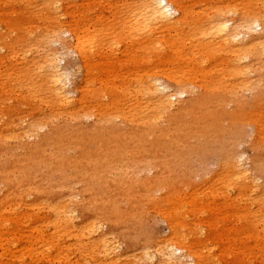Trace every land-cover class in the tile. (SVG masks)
<instances>
[{
    "label": "bare ground",
    "instance_id": "1",
    "mask_svg": "<svg viewBox=\"0 0 264 264\" xmlns=\"http://www.w3.org/2000/svg\"><path fill=\"white\" fill-rule=\"evenodd\" d=\"M139 3L121 22L122 32L130 34L127 36L131 39V53H138L139 59L138 56L130 58L129 54L119 63L101 55L105 47L103 38L107 34L117 37L118 28L108 31L96 28V37L102 30L99 34L103 38L95 39L93 33L90 36L94 40L89 38L90 41L84 37L88 31L83 36L76 30L64 31L70 39L62 34L41 40L37 47L42 48L41 52L25 58L22 64L0 59V186L4 187L0 209L4 207L2 210L16 214L12 222L18 228L39 224L31 229L30 235L24 236L31 261L42 255L41 251L38 253V244H41L44 248L57 247L63 253L73 247L79 256L97 254L103 264H127L123 263L113 234L103 233L106 226L118 227L123 212L118 210L119 217L111 220L110 215L98 210L87 217L83 227L76 221L78 208L74 203L78 198L73 201L75 191L70 180H79V160L91 164L93 157L85 154L88 144L99 143L100 151L105 146L103 154L111 160L103 165L95 164L102 163L96 161L94 166L85 168L94 173L107 170L109 163L126 165L132 159L126 160L123 155L139 150L135 152L138 156L132 160L133 164L153 177L150 180L146 177L144 181L141 178L129 187L138 189L135 194L141 200H146L151 193L169 189L165 199L169 202L176 200L172 197H178L176 187L180 182L171 185L168 177L171 167L172 171L183 172L187 158L193 153H204L210 145L218 143L224 160L215 179L220 178L224 183L225 195L228 194L226 205L240 209L246 215L241 218L243 224L246 225L247 217L250 226L254 225L257 208H264V184L260 185L261 180L246 168L242 157L238 162L231 161L235 159L232 155L236 145L232 138L239 136L244 126L255 128L258 142L264 140V118L243 111L249 102L244 98L246 92L258 93L250 103H255V107L264 106V9L257 11L250 0H142ZM257 32L260 34L255 35ZM52 44L61 46L62 51L53 50ZM71 53L79 56L84 73V87L78 91L77 98L70 91L72 75L61 65L65 62L64 55ZM16 66H20L17 73H10ZM124 68L129 70L127 77L119 74ZM194 71L204 80V85L192 81L190 73ZM160 72L171 84L161 83ZM211 77L215 80L209 82ZM185 98L193 101L188 104ZM27 109L35 118L26 116ZM86 120L92 121L93 130L83 125ZM143 143H149L146 159L141 156ZM158 144L172 157H168L167 163H159V171L148 161ZM120 156H123L121 162L115 159ZM257 169L254 165V173ZM213 180L201 193L205 197L196 190L191 196L206 205L214 203ZM95 182L104 188L109 185L102 178ZM45 183L54 184L73 202L47 205L41 188ZM33 193L42 195L32 204L25 203ZM33 208L38 212L47 210L49 214L32 221ZM261 215L264 217V212ZM163 219L170 234L160 242L152 238L145 243L144 261L147 264H206L202 253L192 251L194 244L180 238L174 220L165 215ZM262 220L256 225L264 224ZM12 222L2 223L0 230ZM51 227L54 233L48 237L44 230ZM64 236L73 238L72 246L65 248L61 244ZM2 237L0 251L9 257L5 264H18L15 244L18 237L11 234L6 244Z\"/></svg>",
    "mask_w": 264,
    "mask_h": 264
},
{
    "label": "rangeland",
    "instance_id": "2",
    "mask_svg": "<svg viewBox=\"0 0 264 264\" xmlns=\"http://www.w3.org/2000/svg\"><path fill=\"white\" fill-rule=\"evenodd\" d=\"M141 1L142 0H0V59L8 63L12 61L22 64L26 61L25 58H33L36 53L41 52L42 48H39V50L37 47L41 44V40L45 38L54 39L63 34L64 38L70 39L69 35H65L63 32L76 30L77 33L81 32V35H84V32L86 33V31H88L86 33L87 35H84V37L90 41V39L94 40V37H91L93 33L96 31L97 34L98 32L96 28L104 31H108L111 28H118L116 31L118 34L117 37H114L113 34H107L103 38V34L102 36L99 34L102 33V30H99L100 32L97 37L95 33L93 35L96 37L95 39L98 40L100 37L103 38L105 47L104 50H102L104 54L101 55L105 58H110L120 63V61H125L129 54L130 58L137 57L138 53H131V39L128 37L130 34L128 35V31L126 34L122 32L121 22L127 17V12H130L132 8L138 6ZM192 1L193 0H188V2ZM250 2L254 4V8L257 11H262L264 9V0H250ZM191 4L192 3H190V5ZM257 34L260 33H255V35ZM113 44H115V46H113ZM52 49L55 51H62L61 46L57 44H52ZM64 58L65 62L61 65L66 68V70L69 69L68 72L72 75L70 91H72L74 98H77L78 91H82L84 87L83 66L81 67L79 56L75 53L64 55ZM139 58L140 56L137 57V59ZM260 62L263 63V61ZM19 68L20 66H16V69L10 71V73H17ZM3 70H5V68ZM128 73L129 70L127 71L126 68L119 71V74H123L126 77ZM195 73L196 71L190 73L193 76H191V78H193L192 81L200 86L204 85V83H202L204 80L201 81L199 74ZM212 73L213 72H211L209 76H212ZM159 80L164 85L171 84L167 76L162 72L159 73ZM213 80H215V78L211 77L208 81L210 82ZM257 94L256 92L255 94L254 92H246L244 94V98L249 101L247 105L249 107L247 108L246 106L243 111L262 119L264 118V106L255 107V103H250L252 102L251 99H253V96ZM185 101L189 104L193 101V98H185ZM262 101H264V99H262ZM22 109L25 108L22 107ZM26 116L35 118L33 113L28 109ZM83 125L87 127L89 131L94 128V124L91 120H86ZM242 130L239 136L233 137L231 134L228 136L229 142H231L230 138L233 137L232 139L234 143H236L232 155V158L235 159L231 161L234 163L238 162L239 158L242 157L243 161L247 164L246 168L251 170L253 172L252 175L260 179V185H263L264 140L257 141L258 134L255 128L251 126L246 125ZM150 142H152V140H150ZM192 142L193 144H197L196 141ZM260 144L262 146H260ZM99 145V143H93L85 147V154L87 153L89 156L93 157L91 160L92 162L90 164L88 163L89 161L83 159L79 160L80 158H78L79 163L77 164V168L81 175L78 182L70 180V183L74 185L73 189L75 191V199L73 201L78 198L74 203L78 208L76 221L78 225L83 227L86 219H89L87 217L96 214L98 210H102L110 215L111 220H116V218L119 217L118 210L121 213L123 212V220L119 222L117 228H112L109 225L103 229V233L113 234V238L115 239L114 242L119 246L118 252L120 256H122L123 263L125 261L127 264H147L143 259V247L148 244L152 238L155 239L156 242H160L170 234L168 225L163 219L165 215L169 216V220H174L176 226L179 227L180 238L187 239L190 245L194 244L192 251H199L200 254L202 253L201 255L205 258L206 264H264V224L256 225L257 222L263 221L262 219L264 217L261 214H263L264 208H257L259 209L255 212V217L257 219L254 217V225L250 226V221L247 217H245L246 225L243 224L241 218L246 215L241 213L240 209L226 205L225 197L228 194L225 195L226 190H224V183L220 178L218 181L215 179L221 172L224 160V153L221 150L222 147L220 144L214 143L212 144L213 146L210 145L208 149L206 148L207 151H204V153H193L187 158L189 159L186 164L187 166H183V172L186 173L185 176H183V172L172 171L173 167H171L170 174L168 175L172 182L171 185L178 181L180 182L176 187V196L178 197H172V200H176L169 202L165 200L166 197L169 196V189L162 190L158 193H151L146 200H141L137 198L135 194L138 189L129 187L132 183L135 184L134 182H139L141 178L142 181H144L146 177H148L146 180H150L153 177V175L145 171L141 172V167H136L133 164L132 160L136 159L138 156V153L135 152H139V150L133 152L135 155L132 152L123 155L126 160L132 159L126 165L109 163L105 167L107 170L103 169V171H96V173H94V171L85 170L86 167L94 166L95 164L103 165L104 162H108L109 158L106 159L108 156L103 154L105 146H103L102 151H100L98 149ZM148 145L149 143L141 144L142 158L147 157L146 149ZM85 154L83 155L84 157ZM123 156L115 159L121 162V157ZM168 157L172 158L171 154H168L163 145L159 147L158 144L156 152L149 156L148 161H151V166H155V169L159 171V163H161V165L162 163H167ZM96 161L102 163H95ZM254 165L258 166L255 173ZM132 167H135V169ZM130 168L132 169L130 170ZM103 172L104 175L102 174ZM69 174L68 172V175ZM113 175H116V177L119 176V178ZM133 176L137 177L138 180ZM56 178L55 180H58V177ZM100 178L105 180L109 185L104 188L102 184H97L95 181ZM113 180H115V182ZM212 180L216 190V197L212 199H216L214 203H207L206 205L203 200H196L195 196L194 198L191 196L195 190L198 194L204 192L208 186H211ZM120 183L122 186H120ZM168 187L170 188V186ZM41 188L43 189L44 195L43 201L46 202L47 205H68L73 202H70L65 193L56 188L52 183H50V185L45 183V186H41ZM2 190H4V187L1 185L0 196L3 195ZM41 195L42 193L40 195L33 193L31 197L26 199L27 202L25 203L32 204L37 201ZM202 196L205 197L206 195L204 196L201 194V197ZM187 198L191 201L190 203H188ZM185 199L186 201H184ZM149 200H151V202H149ZM177 204L180 206H177ZM3 208L4 207H1L0 209V226L2 223H6L7 225L9 221L12 222L14 219L16 220V214L9 213V210H2ZM8 208L9 207L6 209ZM33 210L34 218L32 221L45 217V214H49L47 210L43 212H38L35 208H33ZM94 218L95 217H91L92 220ZM15 223L16 222H12L7 228L2 231L0 230V235L3 236L2 241H4V244H6L5 240H7V237L11 236V234H16V237H18L17 241H15L17 247L16 251L18 252L16 258L19 259L18 264H103L102 258L97 254L79 256L73 247L66 249V252L63 253L59 252L57 247L50 246L49 248H44L41 244H38V253L41 251L42 255L35 257V260L31 261L30 254L25 249L26 239L24 236L30 235L31 229L39 224L35 223L33 226L26 224L18 228V225ZM33 223L34 222L31 224ZM44 231H46V236L48 237L52 236L54 233L53 227L47 228V230ZM62 239L63 241L61 244H64L65 248L73 245V238L64 236ZM0 254V264L7 263V258H9L8 254L4 251H0ZM14 263L16 264V262Z\"/></svg>",
    "mask_w": 264,
    "mask_h": 264
}]
</instances>
